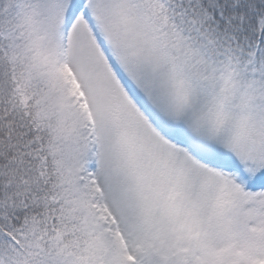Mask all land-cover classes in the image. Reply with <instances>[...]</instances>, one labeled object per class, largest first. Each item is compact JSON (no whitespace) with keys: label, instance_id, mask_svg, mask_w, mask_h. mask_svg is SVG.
I'll list each match as a JSON object with an SVG mask.
<instances>
[{"label":"snow or ice","instance_id":"6c2138e0","mask_svg":"<svg viewBox=\"0 0 264 264\" xmlns=\"http://www.w3.org/2000/svg\"><path fill=\"white\" fill-rule=\"evenodd\" d=\"M0 264H264V0H0Z\"/></svg>","mask_w":264,"mask_h":264}]
</instances>
